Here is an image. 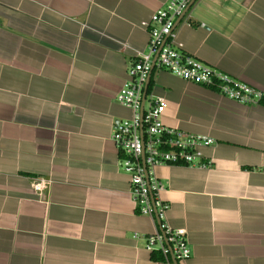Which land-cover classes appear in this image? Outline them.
Returning a JSON list of instances; mask_svg holds the SVG:
<instances>
[{
    "label": "crops",
    "instance_id": "0c3cea01",
    "mask_svg": "<svg viewBox=\"0 0 264 264\" xmlns=\"http://www.w3.org/2000/svg\"><path fill=\"white\" fill-rule=\"evenodd\" d=\"M168 2L0 0V264H156V225L112 138L132 118L116 96L148 50L144 24ZM188 16L174 31L184 52L263 99L153 71L163 123L215 141L207 168L155 169L167 224L187 231L185 264H264V0H197Z\"/></svg>",
    "mask_w": 264,
    "mask_h": 264
},
{
    "label": "built area",
    "instance_id": "2783aa9c",
    "mask_svg": "<svg viewBox=\"0 0 264 264\" xmlns=\"http://www.w3.org/2000/svg\"><path fill=\"white\" fill-rule=\"evenodd\" d=\"M196 1L169 0L144 24L149 37L148 50L136 56L129 67L128 80L116 96L119 105L132 111V118L115 126L112 139L121 156L120 168L130 176L131 194L138 212L156 225L154 234L146 237L145 245L148 253L158 256L154 259L156 264H185L191 258V249L187 231L167 224L170 207L160 198L164 185L155 169L163 165L207 168L211 163L202 162L201 149L213 146L215 141L163 123L168 102L149 99L148 94L145 97L152 70L168 71L188 83L215 88L240 104L257 105L263 99L261 92L185 53L175 42L178 22L190 23L188 12ZM48 184L43 179L34 180L32 187L42 193Z\"/></svg>",
    "mask_w": 264,
    "mask_h": 264
},
{
    "label": "water",
    "instance_id": "95a60500",
    "mask_svg": "<svg viewBox=\"0 0 264 264\" xmlns=\"http://www.w3.org/2000/svg\"><path fill=\"white\" fill-rule=\"evenodd\" d=\"M188 12V11H187ZM186 12V13H187ZM152 74H153V70H152V73H151V75H150V77H149V80H148V83H147V87H146V90H145V97L147 96V93H148V88H149V85H150V80H151V77H152ZM145 97H144V100H145ZM143 158V160H144V156L142 157Z\"/></svg>",
    "mask_w": 264,
    "mask_h": 264
},
{
    "label": "trees",
    "instance_id": "16d2710c",
    "mask_svg": "<svg viewBox=\"0 0 264 264\" xmlns=\"http://www.w3.org/2000/svg\"><path fill=\"white\" fill-rule=\"evenodd\" d=\"M150 89V88H149ZM150 91V90H149ZM154 259H158V256L157 255H154L153 256Z\"/></svg>",
    "mask_w": 264,
    "mask_h": 264
}]
</instances>
